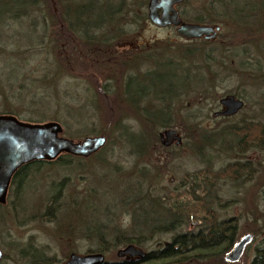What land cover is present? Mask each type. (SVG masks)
Here are the masks:
<instances>
[{
  "label": "rangeland",
  "instance_id": "obj_1",
  "mask_svg": "<svg viewBox=\"0 0 264 264\" xmlns=\"http://www.w3.org/2000/svg\"><path fill=\"white\" fill-rule=\"evenodd\" d=\"M189 1L194 7L205 8V3L210 0ZM142 11L146 12L145 7H142ZM212 12L213 20L210 21L220 22L221 34H228L226 39L233 44L231 49L244 50L239 53L253 70L255 64L261 62L262 76L258 80H251V70L248 69L245 74L242 72L244 69L238 68L239 65L232 67L236 71L230 70L233 58L223 59L224 51L220 52L222 47L216 51L219 41L202 43L206 44L204 46L207 50L213 47L216 50L210 57H201L202 53L198 52L191 63L199 68L195 71L197 75L211 78L216 85H198L201 80L193 77L189 85L177 86L166 100V103H172L171 112L175 119L173 127L167 128L178 131L181 143L172 141L164 146L159 140L160 143L156 146L152 143V147L142 149L136 148L137 141L130 143L127 137H120L119 132L109 126L107 118L100 115L99 109L85 105L87 98L89 103L91 100L89 88L94 86L90 84L95 81L96 78L91 77L95 74L87 73L90 71L85 69L75 72L68 67L67 70L64 68L66 72L62 69L58 74L63 75L60 79L56 75L58 64L55 68L53 64V78L48 77L45 83H40L38 79L44 69V63L40 62L43 50H38L35 47L37 45L31 43L34 40L28 39H36V33L33 35L30 27V18L7 20L3 22L4 25H0L3 40L0 39L2 86L6 85V72H9V68L4 70L6 58L17 64L20 74L17 79L21 80L24 74L28 77L24 81L27 90H24L20 99L10 98L13 107L23 111V117L33 115L45 121H58L63 127L62 134L74 140L89 135H102L100 130L108 132V136H105L107 142L102 149L104 152L100 155L86 159L69 158L66 163H44L25 169L23 179L18 185L16 182L13 184L7 202L0 206V248L3 252L0 264H34V254L52 264H62L71 253L87 254L97 246L96 235L93 233L95 224H105L106 230L117 226L122 230L140 231L137 230V224L140 223L137 221L143 220L150 208L146 209L145 204L136 208L133 203L129 205L128 202L137 195L145 193L150 198L177 190L180 192L179 197H184V188L179 184L186 173L199 170L208 163H212L214 169H220L235 161L249 162L252 167L251 176L244 181L221 179L218 192L224 206L217 207V211L222 218L234 216L238 219L235 243L247 233L253 235L237 263L251 262L255 248L261 244L264 236V148L252 147L245 152H238L236 138L229 133V127L239 125L242 120L264 124V0H221L216 2ZM205 18L208 19L207 16ZM124 22L126 21L120 23L119 29L127 32L129 26ZM138 23L141 24L140 21ZM142 23V26L131 25L135 29L134 34L127 33L119 42H123V57L128 51L135 57L143 55L142 59L135 60L132 59L133 56L127 58L124 75L130 69V73L139 75L151 66L154 67L157 60H183L181 54L178 55L180 50L177 47L180 44H192L191 42L187 43L177 36L172 27L158 28L147 21ZM104 31L105 29H101L94 33L100 35ZM130 43L144 52L130 50ZM163 48H167L163 58L153 54ZM67 49L62 53L58 52L63 66L68 55ZM170 73V66L161 65L153 77L156 82L162 80L160 83L164 85L172 80ZM176 84L181 83L178 81ZM136 86L139 85H132L133 89ZM87 88L89 92L85 91ZM235 92L243 96L244 106L227 121L222 116H215L216 111L222 110L219 99ZM30 100L35 102L30 104ZM147 101L148 98L142 102V107ZM104 103L107 110L115 111L116 107L111 100L107 99ZM191 113L196 115L194 120L186 117ZM125 123L131 126L134 133H140L143 129L135 116L127 118ZM112 125L114 127L113 123ZM163 129L165 128L159 131ZM205 137L210 138L206 140ZM56 194V201L47 210L51 197ZM195 221L198 220L185 224L177 231L197 230L193 226ZM169 235L141 245L128 244L146 251L156 248L159 240L162 243L168 241ZM124 246L126 245L117 246L105 253L107 264H125L128 256H118L116 253ZM232 248L233 246L225 253ZM212 258L207 257V260ZM207 260L195 264L218 263Z\"/></svg>",
  "mask_w": 264,
  "mask_h": 264
},
{
  "label": "trees",
  "instance_id": "obj_2",
  "mask_svg": "<svg viewBox=\"0 0 264 264\" xmlns=\"http://www.w3.org/2000/svg\"><path fill=\"white\" fill-rule=\"evenodd\" d=\"M139 1L136 0L135 2ZM130 2L127 0H53V2L50 0H0V25L7 20L30 18V27L33 31L31 32L33 35L36 33V39L32 37L28 39L34 40L31 43L37 45L35 47L38 50H43L40 62L44 63V69L38 79L40 83H45L48 77L53 78V64L54 68L58 64L56 75L60 79L63 75L58 74L64 68L67 70L68 67L75 72L85 69L90 71L87 73L95 74L91 75V77L96 78L90 84L94 85L89 88L91 96L88 94L91 100L89 103L87 98L85 105L88 104L99 109L100 115L107 118L109 126L116 129L120 137H127L130 143L134 140L137 141L136 148L142 149L143 147H152V143L155 146L160 143V129L173 127L172 103H166V100L177 89V86L189 85L193 77L201 80L198 85L216 84L211 78L206 79L204 76L195 73L199 69L194 63H191L194 62L195 55L201 52V57L203 55L211 56V53H207V49L203 45L195 41L190 45L180 44L177 47L180 50L178 55L181 54L184 61H179V58H175L173 62L169 58L160 62L157 60L154 67L151 66L150 69L148 68L139 75L130 73L131 69L124 75L123 73L127 69V58L133 56L132 59H142L143 55L135 57L128 51L127 55L123 57V45H121L123 42H119L124 39L127 33L129 35L134 34L135 29H132L131 25L142 26V22L147 20L142 7L138 4L132 7ZM120 20L126 21L124 24L129 26L127 32L119 29L122 24ZM139 21L141 24L138 23ZM39 28L40 31H38ZM101 29H105V31L101 32L100 35L94 33V31ZM37 32H39L38 35ZM64 49L65 51L68 50L65 66H63V60L59 58L58 54V52L62 53ZM129 49L136 51L139 50V47L130 43ZM166 50L167 48H163L159 52H153V54L160 55L161 59ZM227 58L225 56L223 59ZM234 58L244 69L242 72L246 74L248 69L251 70V72L249 71L251 80H258V77L262 76L261 62L258 61L253 70L249 63L243 60L240 53ZM4 64V70L9 68V72H6L8 74V77H5L7 79L6 85L3 87L0 82V106L2 107L0 115L11 114L31 123L45 122V120L39 117L35 118L33 115H29V117L26 115L28 118L23 117V111L13 107L10 98L20 99L24 90H27L24 81L28 77L27 74H24L21 80L17 79L20 77L19 69L17 64L11 63L10 58L4 59ZM161 65H168L172 68V73H170L172 80L164 85L160 83L162 80L156 82L153 77L154 72ZM97 77L101 79L99 80ZM176 81H180L181 84L177 85ZM132 85L139 86L133 89ZM89 89L87 88L85 91L89 92ZM135 92L138 94L136 95ZM230 95L241 99L243 97L237 92ZM146 98H148L147 104L142 107L144 104L142 102ZM107 99L114 103L115 111L107 110L106 102L104 103ZM57 101L59 102L58 99ZM34 102L35 100L29 101L30 104ZM154 103L158 105H154ZM130 116H135L143 125L140 133H134L131 126L125 123ZM232 116L234 115L222 117L227 121ZM186 117L194 120L196 115L191 113ZM229 128V133L236 138L238 152H245L252 147L264 148L263 123H248V120H242L239 125ZM100 131L99 133L102 135L108 136L107 131ZM104 147L90 157L102 154ZM77 157L69 153H62L53 160L33 161L22 166L16 172L12 183L16 182L18 185L24 177L25 169L29 167H38L40 164L51 162L66 163L69 162V158L71 160ZM251 171L252 167L249 162L235 161L220 169H214L212 163H208L203 168L188 172L183 176L179 186L184 188V197L180 198V192L177 190L174 193L151 196L150 198L145 193L140 196L137 195L128 204L133 203L134 208L145 204L146 209L150 208L145 213L142 222L137 221V223L140 222L137 224V230L140 231L122 230L117 226H114L112 230H106L105 224H95L93 233L96 235L97 246L94 251L88 253L94 252L105 255L110 249L120 245H127L128 243L141 245L147 241L155 240L157 237L170 234L168 241L162 243L159 240L156 248L146 250L145 259L128 258L124 263L195 264L206 261L207 257H213L207 261L218 262L217 264H240L237 262L241 258L237 262H229L225 259V251L234 246L238 236V219L234 216L222 218L217 211V207L224 206L218 189L221 179L244 181L250 178ZM57 197L58 194L51 197L47 210L52 208V203L56 201ZM0 206L2 205L0 204ZM134 217L137 218L136 215ZM166 217L167 219H164ZM194 220L199 222L193 225L197 230L177 231L178 228ZM143 229L147 231L144 232ZM109 235L111 236L108 237ZM32 258L35 261L34 264H52L37 254L32 255ZM249 264H264V236L261 239V244L255 248V255Z\"/></svg>",
  "mask_w": 264,
  "mask_h": 264
},
{
  "label": "water",
  "instance_id": "obj_3",
  "mask_svg": "<svg viewBox=\"0 0 264 264\" xmlns=\"http://www.w3.org/2000/svg\"><path fill=\"white\" fill-rule=\"evenodd\" d=\"M179 1L181 0H161L164 14L159 17L154 10L151 11L149 14L151 21L160 27L174 25L175 33L185 38L214 37L218 26L214 29L211 25L185 23L177 18V12L172 5ZM219 103L223 108L215 115L231 116L243 106V101L233 95L221 97ZM62 133L63 127L58 121L31 123L11 114L0 115V203L5 202L11 178L21 166L33 161L53 160L62 153L87 158L99 151L107 142L104 135H89L74 140ZM159 138L164 146H168L172 141L176 144L181 143V136L175 128L163 129L159 132ZM198 223V221L193 222L194 225ZM252 238L253 235L250 233L242 236L225 254V259L229 262H237ZM116 253L118 256H128L130 259L134 257L145 259L147 254L145 250L134 244H127ZM2 256L0 250V259ZM107 263L101 253H71L62 264Z\"/></svg>",
  "mask_w": 264,
  "mask_h": 264
},
{
  "label": "flooded vegetation",
  "instance_id": "obj_4",
  "mask_svg": "<svg viewBox=\"0 0 264 264\" xmlns=\"http://www.w3.org/2000/svg\"><path fill=\"white\" fill-rule=\"evenodd\" d=\"M135 1L136 0H132L130 2V6L133 7V6H137V4H138V6H141L143 8L145 7V11H146L145 12V16L147 18L146 21L149 22V24L153 25L154 27H158V28L172 27L174 29V32H175L176 27L174 25H168V26H165V27H160V26H157L156 24H154L151 21L150 17H149L150 12L153 11V10L157 13V15L159 17H161L164 14L163 13V5L161 3V0H155V1L146 0L145 2H142L141 0L140 1L138 0L139 2H135ZM218 1H221V0H210L208 3L206 2L205 3L206 5L204 6L205 8H200L199 6L194 7V5L191 4L189 0H181L179 2H175L172 5L173 9L177 12V18L181 22H185V23H197V24H201V25H211V26L214 27V29H215L216 26H218V29L217 30L215 29L216 32H215L214 37L208 38V39L205 38L204 36L197 37V38H185V37H183V36H181L179 34H176V33L175 34L177 36L181 37L182 39H184L187 43L188 42L193 43L195 41L196 43L202 44V43H211V42H218L219 41V44L220 45L217 46L218 49L216 50V47L209 48L208 50H206L207 53H212L215 50L216 51H219L220 50L219 47H222L223 50L222 51L220 50V52L223 53V51H224V57L225 56L228 57L227 59H229L230 57L233 58V61H232L233 63L231 65V67H230V70H234L235 65H239L238 62H237V60L234 57H236V55H239V52H241V51L244 52V50H237V51H236V49H233L232 50L231 48H232V45L233 44L231 43V41H229V40L226 39L227 36H228V34H226V33L223 34V35L221 34V25H220V22H218V21H215V22L210 21V20H213L212 16L214 14H213L212 10L214 9V5ZM195 13H196V15H195ZM206 16L208 17L209 20L205 18ZM221 37H223V38L220 39ZM188 45H190V44H188ZM204 45H206V44H204ZM204 47L206 48V46H204ZM137 51H140L141 52V50H138V49H137ZM142 51L144 52V50H142ZM232 67H234V68H232ZM238 68L240 70L242 69V67L240 65H239ZM234 71H236V70H234ZM227 95H230V94H227ZM234 97H236V96H234ZM237 98H239V97H237ZM239 99H241V98H239ZM241 100L243 101V106H244V100L243 99H241ZM220 111H216V112H220ZM218 115H215V116H218ZM78 157H80V156H78ZM82 158H84V157H82ZM20 168H18L16 170V172ZM16 172L13 174V176L11 178V181H10V184H9V187H8V191H7V194H6V200H5L4 203H0L1 205H4L7 202V198H8L9 192L11 190V187L13 186L12 181H13V178H14V175L16 174ZM0 250H1V248H0ZM2 258H3V256H2ZM1 259H0V261H1Z\"/></svg>",
  "mask_w": 264,
  "mask_h": 264
}]
</instances>
